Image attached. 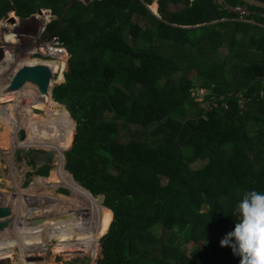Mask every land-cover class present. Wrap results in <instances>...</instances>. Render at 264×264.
<instances>
[{"label": "trees", "instance_id": "obj_1", "mask_svg": "<svg viewBox=\"0 0 264 264\" xmlns=\"http://www.w3.org/2000/svg\"><path fill=\"white\" fill-rule=\"evenodd\" d=\"M154 1L0 0V20L12 12L30 18L43 9H66L53 36L71 57L53 99L69 109L76 123L73 147L65 154L67 170L82 191L102 198L113 214L97 264H240L221 240L239 220L236 209L244 193H264V21L253 16L250 24L239 22L210 0H194L191 7L187 0H156L155 16L150 10ZM223 1L264 14L240 0ZM53 14L58 18L61 11ZM221 47L223 56L217 52ZM43 53L36 56L43 60ZM44 62L46 77L39 82L49 89L41 92L37 85L31 104L7 110L18 122L40 112L57 115L17 128L29 131L27 146L62 154L74 122L51 99L52 87L62 79L54 72L62 64ZM190 75L211 91L204 99L218 102L206 116L193 98ZM23 96L1 92L0 103ZM197 160L206 164L192 169ZM39 176L47 178L48 170ZM104 212L98 206L96 238L91 229L85 234L90 239L79 238L83 231L64 237L79 239L60 245V264L68 255L78 256L72 264L96 257L111 222ZM179 241L193 245L189 255ZM201 243L208 252L199 249ZM43 256L32 257L30 264Z\"/></svg>", "mask_w": 264, "mask_h": 264}, {"label": "rangeland", "instance_id": "obj_2", "mask_svg": "<svg viewBox=\"0 0 264 264\" xmlns=\"http://www.w3.org/2000/svg\"><path fill=\"white\" fill-rule=\"evenodd\" d=\"M83 1L88 3L91 0ZM154 3L150 6V10L156 15L157 6ZM221 7L225 10L223 6ZM56 9L61 11V16L58 18L53 14ZM56 9H43V11H45L44 15H38L37 13L30 18H20L12 12L9 13L7 17L0 20V87H4L5 89L7 82L11 77L10 73L16 71L20 65L36 60L38 58L36 54L38 51L41 52L42 43L47 41L49 37H53V35L60 29L63 22L64 9ZM8 34H10V36L7 40L6 36ZM217 52L219 56H223L225 55V48L221 47ZM70 57L71 55L69 53L63 61H53L52 58L47 59L41 57L45 61L47 60L53 63L59 62L62 64L61 68L54 72L55 76H62V79H58V82H56L57 84L54 83L56 86L64 81V71L68 67ZM43 71L44 70H42L39 78L46 77ZM188 78H191L195 83L192 89V95L193 98L199 102V107L203 110V116H206L213 106L218 105V102L215 99H204L205 96L211 94V91L201 87L202 84L200 81L196 80L198 78L196 75H190ZM227 78H231V75L228 74ZM37 85H39V90L41 92L49 89V84L45 82H39ZM37 85L34 87L35 90H29L32 93L30 98L33 100V93H37ZM51 99L54 103H57L52 95ZM17 100L23 99H16V101ZM16 101H14V98L12 97L10 101L0 103V110L3 109L4 111V113H0V207L8 206L13 212V216L10 219H5L6 221L10 220L12 222L10 224L8 222L9 225H3V228L8 227L7 230H11L9 231L10 233L0 235V250L2 251H0V256H4L3 258H0V264H2L7 257L12 259L5 264H30V259L41 253H44L43 258L33 259L32 261L37 260V262L31 264H40L41 262L39 260H43L44 264H60L58 260V258H60L58 257L60 245L64 242L75 243L73 240L67 241L64 237H68L77 231H83L84 235H81L80 237L90 239L85 236L90 229L94 234H97L96 214L99 206L105 210L104 213L109 212L111 215V222L99 242V249L96 257L86 256V260L83 263H80L97 264L101 251V243L113 222V214L102 205V198L91 196L90 193L85 191H81L82 193L80 194L74 193L70 189L72 187V184L70 183L72 182L76 187L85 190L77 182L76 176L67 170L65 161V154L72 149L74 144L76 123L72 118L69 109L60 104L64 107L66 113L74 122V128L71 131V143L66 145V147H63L61 151L63 159L61 160L56 149L27 146L28 144H25V140L30 134L29 131L26 130L27 128L21 127L19 130L17 128V125H31V122H42L45 119L53 120L58 119L59 117L57 115L40 112L22 122H17L15 114L7 110V108H9L8 106L16 107L20 105V102ZM20 118L23 120V117L20 116ZM61 119L63 124H71L69 119ZM22 129L25 130L27 134L25 140H21L20 131ZM32 130L33 129H31V131ZM46 133H48V131ZM38 135L42 134H34V136ZM43 136L50 139H58L57 136H47L44 132ZM59 136V140L65 142L61 133ZM185 152L190 154V149H186ZM205 164L206 160H197L192 163L190 167L192 169H198ZM44 170H48L47 178L39 176ZM41 179L43 180L42 185L40 183ZM166 184V179H163L162 186L165 187ZM32 185H35V188L37 189V191L34 190V198L24 197L27 194H21L22 196H19L22 190H25ZM60 195H63L68 199L66 201H60ZM36 201L42 202L35 203ZM68 207H75V209L81 210L83 215L82 218H77L72 223L61 226L62 230L56 229L57 226L52 228L42 226L35 227L30 223V219L28 218L35 213H50L58 210L69 211ZM66 217V215L61 216L62 219H60V222H67ZM0 221L4 222L3 219H0ZM3 222L0 223V231L3 230ZM28 223L30 226H28ZM154 233L158 238L161 237L162 233L159 228H156ZM179 244L181 246V251H183L185 255H189L193 249V245L184 244L180 241L178 245ZM198 247L202 252L209 251L208 246L205 244L201 243ZM73 257L77 258L78 256L68 255L64 258L61 257V259L65 264H72Z\"/></svg>", "mask_w": 264, "mask_h": 264}, {"label": "clouds", "instance_id": "obj_3", "mask_svg": "<svg viewBox=\"0 0 264 264\" xmlns=\"http://www.w3.org/2000/svg\"><path fill=\"white\" fill-rule=\"evenodd\" d=\"M236 211L239 220L221 240V246H231L241 258L240 264H264V193L245 192Z\"/></svg>", "mask_w": 264, "mask_h": 264}, {"label": "water", "instance_id": "obj_4", "mask_svg": "<svg viewBox=\"0 0 264 264\" xmlns=\"http://www.w3.org/2000/svg\"><path fill=\"white\" fill-rule=\"evenodd\" d=\"M240 1L249 7L264 11V3L262 2H259L256 0H240ZM44 12L45 11L40 10L38 12V15H44ZM65 12H66V9L63 10V14H65ZM44 61H45L44 59L40 60V58H37L36 60L30 63H25V64L20 65L16 71L10 73L11 77L9 78L7 85L5 87L7 92H9L10 94H13V93L17 94L18 92L26 93V92H29V90H31L32 88H34L39 83V80L41 79L39 77L45 66ZM55 86H53L52 91H51L52 96H53L52 94L53 89ZM57 104L61 106L59 103ZM20 134H21V140H25L27 136L25 130L22 129L20 131ZM11 215H12L11 209L7 207H0V219H6Z\"/></svg>", "mask_w": 264, "mask_h": 264}, {"label": "bare ground", "instance_id": "obj_5", "mask_svg": "<svg viewBox=\"0 0 264 264\" xmlns=\"http://www.w3.org/2000/svg\"><path fill=\"white\" fill-rule=\"evenodd\" d=\"M9 35L10 34H8L7 36H6V38H8L9 37ZM19 37V36H18ZM8 40V39H7ZM43 48V47H42ZM41 48V49H42ZM43 50V49H42ZM2 85V84H1ZM36 87V86H35ZM32 89H34V88H32ZM35 90V89H34ZM8 94H10L9 92H7ZM19 93V92H18ZM17 93V94H18ZM26 96L24 97H22V98H20V99H23V100H26V101H23V100H14V101H16V102H20V103H25V104H31L30 102H29V99H30V96H32V93L29 91V92H26V93H24ZM34 94V93H33ZM0 113H4V112H0ZM18 122V121H17ZM34 190H36L37 191V189L35 188V185H32V186H30L29 188H27V189H25V190H22L21 191V193H20V195L19 196H22L21 194H27V195H25L24 197H29V198H34V195H33V193H34ZM37 198H39V197H37ZM22 199V198H21ZM7 208H9L8 206H6ZM9 209H11V208H9ZM12 210V209H11ZM63 215H66L67 217H66V221L67 222H60V219H62L61 218V216H63ZM82 215H83V212L81 211V210H79V209H69V211H61V210H58V211H55V212H50V213H35V214H33V215H30L28 218L30 219L29 221H30V223H32V225L33 226H42V227H47V228H52V227H59V226H63V225H67V224H69V223H72L75 219H77V218H82ZM13 216V212H12V215L11 216H9L8 218L10 219L11 217ZM4 220V222L3 221H0V223L1 222H3V224H2V229L3 230H1L0 232V235H3L4 233H10L9 231H11V230H7L8 229V227L7 228H3V225H9L12 221H10V220H5V219H3ZM57 221V222H56ZM8 222H9V224H8ZM40 223V224H39ZM28 226H30L29 225V223H28ZM79 238H81V237H79ZM78 238V239H79ZM77 239V240H78ZM76 240V241H77ZM75 241V242H76ZM15 259V258H14ZM19 263H20V261H19Z\"/></svg>", "mask_w": 264, "mask_h": 264}, {"label": "built area", "instance_id": "obj_6", "mask_svg": "<svg viewBox=\"0 0 264 264\" xmlns=\"http://www.w3.org/2000/svg\"><path fill=\"white\" fill-rule=\"evenodd\" d=\"M193 1V0H192ZM219 6H223L227 12L235 16L239 22L252 23L251 18L256 16L264 21V14L254 13L245 7L231 8L225 5L223 0H210ZM43 54L42 57L52 58L54 61H63L68 56L67 48L64 42L59 37H49L47 41L42 43ZM262 86L264 88V77L262 79Z\"/></svg>", "mask_w": 264, "mask_h": 264}, {"label": "crops", "instance_id": "obj_7", "mask_svg": "<svg viewBox=\"0 0 264 264\" xmlns=\"http://www.w3.org/2000/svg\"><path fill=\"white\" fill-rule=\"evenodd\" d=\"M193 1H194V0H193ZM193 1H192V0H187V2H186V6H187V7H191L192 4H193ZM154 2H156V0H155ZM154 2H153V3H154ZM154 4H155V5L157 6V8H158L157 3H154ZM157 8H156V9H157ZM156 15H157V11H156ZM156 15H155V16H156ZM17 38H18V37H17ZM7 39H8V38H7ZM0 92L8 94L7 91L4 89V87H0ZM23 101H26V100H23ZM0 111H1V110H0ZM13 113H14V112H13ZM59 156H62V154H59ZM69 180H70V179H69ZM70 182H71V180H70ZM70 184H73V183L71 182ZM73 186H74V187H71L70 189H71L74 193H79V194H80V193L83 192L79 187H76L75 184H73ZM77 188H78L80 191H79ZM81 191H82V192H81ZM85 196H86V195H85ZM68 208H69V209H73V208L75 209V207H68ZM95 235H97V234H95Z\"/></svg>", "mask_w": 264, "mask_h": 264}]
</instances>
